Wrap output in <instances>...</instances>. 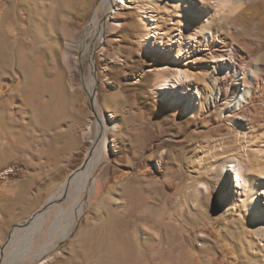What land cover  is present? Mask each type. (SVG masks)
I'll use <instances>...</instances> for the list:
<instances>
[{"label": "rangeland", "instance_id": "1", "mask_svg": "<svg viewBox=\"0 0 264 264\" xmlns=\"http://www.w3.org/2000/svg\"><path fill=\"white\" fill-rule=\"evenodd\" d=\"M126 1L0 0V158L13 162L0 179L24 205L3 210L0 264L24 242L14 264H264V224L219 172L232 161L264 189V0ZM178 69L184 101L171 105L156 87L168 76L180 90ZM100 122L106 153L82 215L68 195L39 229L9 235L62 191Z\"/></svg>", "mask_w": 264, "mask_h": 264}, {"label": "bare ground", "instance_id": "2", "mask_svg": "<svg viewBox=\"0 0 264 264\" xmlns=\"http://www.w3.org/2000/svg\"><path fill=\"white\" fill-rule=\"evenodd\" d=\"M104 1L107 2V4H108V0H104ZM163 1L167 2L168 4H172L173 6H176V7L186 8V10H191L195 5L194 0H163ZM116 2L120 6L127 5L126 0H116ZM223 2L225 4V1H223ZM140 12H141V19L147 24L148 28L151 27L152 15L149 13V11H146L143 8L141 9ZM240 17H243V15H241ZM255 20H256L255 15H253L252 17L249 18V21L251 22V24H256ZM115 23H116V25L120 24L119 21H115ZM149 31H151V30H149ZM205 35L210 37L209 33H205ZM193 38H194V36H193ZM187 44L190 47L193 44V42L191 40H187ZM147 49L149 51H153V50H155V47H153L152 45H148ZM229 51H231V50H229ZM223 60H224L223 69L227 71L229 68V65H230V60L227 58L223 59ZM182 72L183 71H181V69L180 70L178 69L174 72V75H173V79H175V82L179 83V84L175 83L176 87L180 88V90L175 89L176 92L174 90H172L173 92L170 91V88L172 87L171 86V78L168 76L162 78V80L160 81V83L156 87L159 99L164 100L171 105H175V104L178 105L179 103L184 101V100H182L183 99V92L181 91V88H183V86H180L181 83H184V80H182V81L180 80V78L183 75ZM236 72L241 74L240 69L237 70V69L233 68V74H235ZM241 78H242V76H241ZM197 94H198V92H196L194 94V97H192V101L186 100L187 104L184 107L185 112L192 108V106L194 105L195 97L197 96ZM249 96H250L249 87L243 88L240 92V97L237 99L236 103L234 104V107H236L239 104L246 103L248 101ZM233 120L237 121V117H234ZM238 122H240V121H238ZM103 125L100 122V127H99L100 129L98 130L97 136L91 144L90 157L88 158L87 162L85 163V165L82 168H78L77 170H75L72 173L69 180H66L62 184V191L59 194H52L46 200V202L42 206L43 209H41L39 212H37L35 214V216L33 217L34 222H38V224H36V226L33 228V230H36L37 228L39 229V225H41L42 222L45 220L44 216L47 212L46 211L47 208L58 203L59 199L61 200L63 197H66L68 195L75 198L74 203L70 206L69 209L72 210L74 207H77L75 217H80L82 215L83 210L85 208H84L83 202H81V200H80L81 196L89 194L90 192H92L94 189V185H96L98 183V178L95 176V172H96V169L99 168L98 166L100 165V163L104 160L105 153H106V142L104 139V133H103L102 128H101V127H103ZM117 127H118V125L116 123H112L110 129H111V131H115L117 129ZM226 168H228V170L232 171L235 175L234 179H232V182L235 184V188H234V190H232L233 193L234 194L240 193V194L245 195L244 199H248L247 204H248V206H250V210L253 211V214L255 217L256 216L260 217L262 224H264V189L257 187L256 185H254L255 183L251 184L252 179L249 175L246 176V178H244V176L241 174V167L237 164H232V161H230V163H227V162L222 163V165L219 168V172H223ZM24 241H25V239H24ZM26 241H27V239H26ZM24 244H25V242H24ZM24 244L22 245V249L19 248L21 250V252H19V253L14 252V254L12 256H10L8 263L5 261L7 264L16 263L17 261L21 260L27 254V250H28L29 246L26 245V247H24L25 246ZM13 249H18V247L15 246ZM3 261H4V259H3ZM1 263H2V261H1ZM6 263H4V264H6Z\"/></svg>", "mask_w": 264, "mask_h": 264}, {"label": "crops", "instance_id": "3", "mask_svg": "<svg viewBox=\"0 0 264 264\" xmlns=\"http://www.w3.org/2000/svg\"><path fill=\"white\" fill-rule=\"evenodd\" d=\"M12 163L13 162L10 159L0 158V174L3 173V170L9 168V166H11ZM8 186H9L8 183H4L3 179H0V247L4 243L7 226L12 225L14 223V220H10L6 217L8 216V214L7 213L5 214L3 210L7 209V207L14 209H23L24 206L22 200H19L18 202L15 195L11 194L10 192L11 190L8 188Z\"/></svg>", "mask_w": 264, "mask_h": 264}, {"label": "water", "instance_id": "4", "mask_svg": "<svg viewBox=\"0 0 264 264\" xmlns=\"http://www.w3.org/2000/svg\"><path fill=\"white\" fill-rule=\"evenodd\" d=\"M95 89H96V86L93 88V91H92V94H91V99H90V104H91L92 107H94V94H95ZM94 112H95V115H96L97 113H96L95 109H94ZM96 117H98V116H96ZM89 156H90V150H89V152H88V158H89ZM88 158H87L86 160H84V162L82 163V165H81L79 168H82V167L85 165V163L87 162ZM77 169H78V168H77ZM77 169H76V170H77ZM71 175H72V174H70V175L68 176L67 180H69V178L71 177ZM59 201H60V199L58 200V202H59ZM41 209H43V207L40 208V209H38V210H36V211H34V212H32L31 215L28 217V219L26 220L25 223H23V224H20V223L15 224V225L12 227V229H11L9 235L11 234L12 230H13L15 227L23 228V227L28 226V225L30 224V222L33 220V217L35 216V214H36L37 212H39ZM9 238H10V236L7 238V240H6V241L2 244V246L0 247V253H1V254H2V252H3V249H4V247H5L6 243H7V241L9 240Z\"/></svg>", "mask_w": 264, "mask_h": 264}]
</instances>
